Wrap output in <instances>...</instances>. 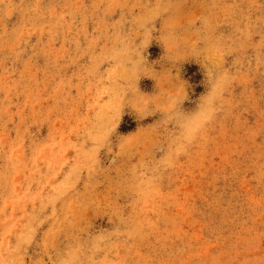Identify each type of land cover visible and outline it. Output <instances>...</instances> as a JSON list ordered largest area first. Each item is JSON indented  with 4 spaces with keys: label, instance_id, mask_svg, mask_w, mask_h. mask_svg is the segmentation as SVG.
<instances>
[{
    "label": "rangeland",
    "instance_id": "rangeland-1",
    "mask_svg": "<svg viewBox=\"0 0 264 264\" xmlns=\"http://www.w3.org/2000/svg\"><path fill=\"white\" fill-rule=\"evenodd\" d=\"M0 264H264V0H0Z\"/></svg>",
    "mask_w": 264,
    "mask_h": 264
},
{
    "label": "clouds",
    "instance_id": "clouds-1",
    "mask_svg": "<svg viewBox=\"0 0 264 264\" xmlns=\"http://www.w3.org/2000/svg\"><path fill=\"white\" fill-rule=\"evenodd\" d=\"M206 80L209 82V91L204 99V107L201 112L204 113L202 120L196 118L200 116L201 112L197 116L193 117L190 124L193 127H199L210 121L215 116L217 110V104L220 98L223 96V92L227 87L226 82H221L220 78L211 79L206 73Z\"/></svg>",
    "mask_w": 264,
    "mask_h": 264
},
{
    "label": "trees",
    "instance_id": "trees-1",
    "mask_svg": "<svg viewBox=\"0 0 264 264\" xmlns=\"http://www.w3.org/2000/svg\"><path fill=\"white\" fill-rule=\"evenodd\" d=\"M133 128H134V126L131 127V128H129V129H126L125 127H122V132H129V131H131Z\"/></svg>",
    "mask_w": 264,
    "mask_h": 264
}]
</instances>
